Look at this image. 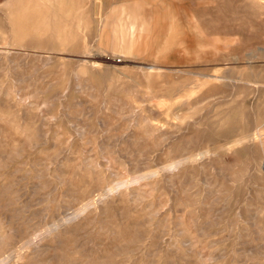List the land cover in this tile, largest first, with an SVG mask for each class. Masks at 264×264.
Segmentation results:
<instances>
[{"label":"rangeland","instance_id":"1","mask_svg":"<svg viewBox=\"0 0 264 264\" xmlns=\"http://www.w3.org/2000/svg\"><path fill=\"white\" fill-rule=\"evenodd\" d=\"M0 264H264V0H0Z\"/></svg>","mask_w":264,"mask_h":264},{"label":"bare ground","instance_id":"2","mask_svg":"<svg viewBox=\"0 0 264 264\" xmlns=\"http://www.w3.org/2000/svg\"><path fill=\"white\" fill-rule=\"evenodd\" d=\"M132 35V34H131ZM129 41H130V39H129ZM124 43V42H123ZM129 44H131V43H129ZM130 46V45H129ZM128 50V49H127Z\"/></svg>","mask_w":264,"mask_h":264}]
</instances>
